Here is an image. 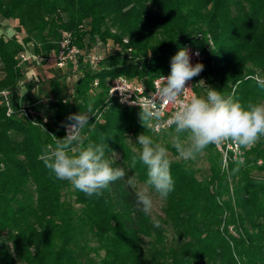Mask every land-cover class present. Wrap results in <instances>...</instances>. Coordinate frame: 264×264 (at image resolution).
Listing matches in <instances>:
<instances>
[{
  "label": "trees",
  "instance_id": "1",
  "mask_svg": "<svg viewBox=\"0 0 264 264\" xmlns=\"http://www.w3.org/2000/svg\"><path fill=\"white\" fill-rule=\"evenodd\" d=\"M8 20L17 21L23 38L0 34V92H7L13 110L6 115L0 96V264H264V177L253 175L264 173V136L242 147L238 171L236 162L222 167L213 145L202 152L204 179L190 161H171L174 188L163 199L164 217L153 220L135 205L137 191L129 181L146 184L148 170L139 160L131 167L139 153L127 139L140 150L137 136L155 142L157 133L142 126L141 110L107 100L105 89L107 77L123 75L149 86L170 73L177 54L170 50L182 41L202 51L200 78L208 88L245 107L264 101V88L249 78L256 70L264 74V0H0V26ZM63 33L82 51L109 41L118 49L95 69L79 57L72 94L62 98L66 75L53 76L46 81L50 106L19 115L29 106L20 94L16 57L32 44L35 55L47 60L59 50ZM207 36L213 50L204 47ZM89 103L93 113L81 133L82 147L105 145L111 166L127 173L91 197L58 180L38 158L47 145L55 146L51 135H66L67 117L87 112Z\"/></svg>",
  "mask_w": 264,
  "mask_h": 264
},
{
  "label": "clouds",
  "instance_id": "2",
  "mask_svg": "<svg viewBox=\"0 0 264 264\" xmlns=\"http://www.w3.org/2000/svg\"><path fill=\"white\" fill-rule=\"evenodd\" d=\"M192 55L198 56L199 52ZM170 68L167 77H158L156 89L151 97H146L143 103H134H138L141 108L139 118L144 128H153V122L159 121L163 116L164 108L169 104L175 105L167 124L170 127L175 126L176 135L173 137L172 146L180 158L185 161L194 159L209 145L219 146L228 141L237 148L247 149L264 136V103L249 101L245 107L231 96L226 97L208 87L206 96L189 95L191 88L185 85L203 71L204 65L191 64L188 49L182 48L171 58ZM249 78L264 88V78L259 75ZM92 113L93 107L89 103L87 112L70 114L67 117L69 123L64 124L66 135L58 139L49 134L53 136L55 146L47 145L38 157L58 180L69 181L75 189L89 197L102 195L103 190L111 183L124 179L127 175L124 168H113L105 158V145L89 144L82 147L81 133L89 126ZM155 126L158 129L159 125ZM183 133L188 134L186 140L181 139ZM136 143L141 147L139 155L131 157V167L135 168L138 160L147 166L146 184L154 188L161 199H166L174 188L168 150L154 143L153 139L144 133L137 136ZM227 159L225 155V168ZM235 162L237 168L233 171H238L244 160L237 159ZM135 195L138 210L149 214L153 208V199L148 194V188L137 191ZM154 223L158 226V222Z\"/></svg>",
  "mask_w": 264,
  "mask_h": 264
},
{
  "label": "built area",
  "instance_id": "3",
  "mask_svg": "<svg viewBox=\"0 0 264 264\" xmlns=\"http://www.w3.org/2000/svg\"><path fill=\"white\" fill-rule=\"evenodd\" d=\"M200 36V35H199ZM207 42L205 43L204 47L206 50H210L212 46V39L207 36ZM124 43H127V40H123ZM96 47L100 48V51L96 50ZM184 49H188L190 53V63L195 65L196 63H202L203 61V53L200 49L193 47L191 44H186L183 47ZM118 47L114 45L112 42L106 43L104 46L101 44L96 45L95 47L91 48L90 50H80L75 46H70V36L68 33L63 34L62 41L60 42V47L57 53L55 54L56 57V65L60 68H66L70 64L75 66L77 64L78 58L81 59L88 64L92 69H95L100 60L107 54V53H114ZM130 51V49H127ZM196 52H199V55H192ZM27 56L24 53H21L18 58L19 61L24 62L26 61ZM170 73L161 74L167 77ZM156 76L149 86H147L144 82L138 81L136 79H130L126 76L119 75L115 77H107L105 79V89H106V98L107 100H115L121 107L125 108H134L141 110L138 103H143L146 97H151L152 93L155 91L158 77ZM203 81V82H200ZM98 80H94L93 82V89L97 88ZM188 88H191L189 91V95L195 94L197 96H206L207 92V84L205 80L200 78V74L196 77H193L190 81H188L185 85ZM201 87L200 93L196 90ZM93 89L90 90V93L93 92ZM0 96L5 99L7 111L6 115L10 116L13 113L9 103L6 100L7 92L1 91ZM183 98V97H181ZM138 102V103H134ZM175 110V105L169 104L163 110V116L159 121H154V127L151 128L154 133H160L162 131L168 130L171 128L167 124V120L170 117L171 113ZM28 114H33L32 111L28 107H23L19 110V115L27 116ZM159 125L158 129L155 125ZM174 126V125H173ZM66 134V128H65ZM214 149L219 152L222 158V167H224V157L227 155V164L229 162H235L237 159L245 160L244 150L242 147L237 148L235 144L231 141L225 142L219 146L213 145Z\"/></svg>",
  "mask_w": 264,
  "mask_h": 264
},
{
  "label": "rangeland",
  "instance_id": "4",
  "mask_svg": "<svg viewBox=\"0 0 264 264\" xmlns=\"http://www.w3.org/2000/svg\"><path fill=\"white\" fill-rule=\"evenodd\" d=\"M16 26L17 21L14 20H8L5 21V23L0 26V34L6 39L11 37L12 35H16V37L20 40L23 38V34H17L16 33ZM64 34V33H63ZM62 34V36H63ZM124 40H129L128 37H124ZM111 42V41H109ZM184 47V42L180 41L176 45H174L170 52L171 53H178L179 50H181ZM215 47L213 41L211 50H213ZM96 50L100 51L99 47H96ZM24 54L27 56L26 61L21 62L19 61V68L22 73V76L19 81V88H20V94L24 95L23 104L29 106L28 108L33 111H39V109L42 108L41 105H45L47 108L50 106L52 99L49 96V85L46 83V81L53 77V76H60V75H66V77L61 81L60 87H61V97L66 98L69 96V94H72L73 86L76 80L79 77L77 67L73 66H67L66 68H60L56 65V57L54 53H51L47 60H44L42 56L35 55L33 51L32 44L27 45L26 51ZM18 59V57H16ZM250 67V64H247V67ZM256 75L261 76L264 78V74H262L259 70H256ZM109 76H113L112 74H109ZM3 79V74L0 72V79ZM31 81L33 86L28 87V82ZM200 96H202L200 94ZM264 103V101L260 102ZM49 110H43V114L46 115ZM175 136L174 132H168L167 130L162 131L160 133H157V135H154V143H158L161 146H164L168 150L169 159L171 161H178L182 160V158L179 157V154L173 150H171L172 146V140ZM182 140H186L182 139ZM134 140L129 137L127 139V143L132 146L135 151L139 153V150H137L136 146L134 145ZM114 158H119L118 154L113 155ZM191 162L192 166L198 170L197 178L198 179H204L208 175V163L206 161L204 153H199L195 156L194 159L188 160ZM260 163V162H259ZM255 176H261L264 177V173H258L254 172ZM133 187L136 189V191L142 190L143 188H148V194L153 199V208L151 212L149 213L151 219L153 220H159V218H163V199L159 197L158 194L153 192L145 183L136 181L135 179L131 180ZM171 233L168 232V236L170 238Z\"/></svg>",
  "mask_w": 264,
  "mask_h": 264
}]
</instances>
